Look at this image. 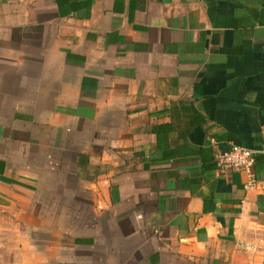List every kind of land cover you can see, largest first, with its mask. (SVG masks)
Returning <instances> with one entry per match:
<instances>
[{
  "label": "crops",
  "instance_id": "1",
  "mask_svg": "<svg viewBox=\"0 0 264 264\" xmlns=\"http://www.w3.org/2000/svg\"><path fill=\"white\" fill-rule=\"evenodd\" d=\"M0 264H264V0H0Z\"/></svg>",
  "mask_w": 264,
  "mask_h": 264
},
{
  "label": "built area",
  "instance_id": "2",
  "mask_svg": "<svg viewBox=\"0 0 264 264\" xmlns=\"http://www.w3.org/2000/svg\"><path fill=\"white\" fill-rule=\"evenodd\" d=\"M257 154L246 147L232 145L231 149L219 158L218 165L224 169L245 174L247 177L245 189H252L256 185L253 169ZM243 248L251 250L253 247L243 246Z\"/></svg>",
  "mask_w": 264,
  "mask_h": 264
},
{
  "label": "trees",
  "instance_id": "3",
  "mask_svg": "<svg viewBox=\"0 0 264 264\" xmlns=\"http://www.w3.org/2000/svg\"><path fill=\"white\" fill-rule=\"evenodd\" d=\"M226 141H229V142H232V144H230V146H232V145H239V146H242V144L240 143V142H238V141H234L233 139H228V140H226ZM229 149H231V147L229 148ZM263 157H260V156H256L255 157V161H256V159L258 160V159H262ZM219 165L217 164L215 167H218ZM212 168H214V167H212Z\"/></svg>",
  "mask_w": 264,
  "mask_h": 264
}]
</instances>
